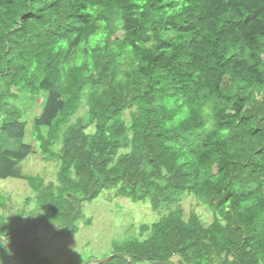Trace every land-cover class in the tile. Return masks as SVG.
Masks as SVG:
<instances>
[{
    "label": "trees",
    "instance_id": "trees-1",
    "mask_svg": "<svg viewBox=\"0 0 264 264\" xmlns=\"http://www.w3.org/2000/svg\"><path fill=\"white\" fill-rule=\"evenodd\" d=\"M23 98L40 99L33 133L60 161L57 184L20 169ZM9 177L42 211L15 224L0 196V235L21 264H55L39 232L74 235L85 203L115 189L154 210L192 195L213 221L176 208L102 264H264V0H0ZM0 264H17L7 246Z\"/></svg>",
    "mask_w": 264,
    "mask_h": 264
},
{
    "label": "rangeland",
    "instance_id": "rangeland-1",
    "mask_svg": "<svg viewBox=\"0 0 264 264\" xmlns=\"http://www.w3.org/2000/svg\"><path fill=\"white\" fill-rule=\"evenodd\" d=\"M39 101L37 99L32 104L30 99L23 98L15 102L26 110L27 125L22 141L30 146V154L21 162L20 169L24 174L41 175L45 184H57L60 161L48 159L42 153L33 133V119L41 112V105L37 103ZM85 112L86 107L82 106L77 116L84 115ZM126 116L129 118L128 113ZM115 190L103 191L92 202L85 203L84 217L79 218V231L74 235H57L54 230L39 232L43 256H48L55 264H69L75 259L84 261L85 264L90 259L106 258L118 253L114 242L121 244L120 242L130 237L144 238L146 233L141 234V224H151L176 208L182 209L184 219L195 210L206 225L213 221L212 210L206 204L198 203L192 195H182L169 206L154 210L150 202H133L117 196ZM35 195L24 178L0 179V196L4 198L1 212L7 220L15 224L26 223L30 216L41 215V209L36 208ZM89 218L91 220L87 221Z\"/></svg>",
    "mask_w": 264,
    "mask_h": 264
},
{
    "label": "water",
    "instance_id": "water-1",
    "mask_svg": "<svg viewBox=\"0 0 264 264\" xmlns=\"http://www.w3.org/2000/svg\"><path fill=\"white\" fill-rule=\"evenodd\" d=\"M6 246L11 250L12 257H13L14 261L17 264H21L19 262L17 256H16L15 250L12 248V246L8 242H7ZM122 255H123V253H115V254L109 255L108 257L103 258V259H90L85 264H102V263H105V262L111 260L114 257L122 256ZM129 261H130L131 264H136L132 259H129ZM156 264H159V263H156ZM169 264H176V263L171 262Z\"/></svg>",
    "mask_w": 264,
    "mask_h": 264
},
{
    "label": "clouds",
    "instance_id": "clouds-1",
    "mask_svg": "<svg viewBox=\"0 0 264 264\" xmlns=\"http://www.w3.org/2000/svg\"><path fill=\"white\" fill-rule=\"evenodd\" d=\"M5 223H7V220L3 224H5ZM3 224H0V225H3ZM9 241H10V237L8 236V233L6 236L0 235V246H6L7 242H9Z\"/></svg>",
    "mask_w": 264,
    "mask_h": 264
}]
</instances>
